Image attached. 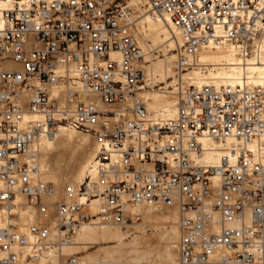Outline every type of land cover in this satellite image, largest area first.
<instances>
[{
  "label": "built area",
  "instance_id": "1",
  "mask_svg": "<svg viewBox=\"0 0 264 264\" xmlns=\"http://www.w3.org/2000/svg\"><path fill=\"white\" fill-rule=\"evenodd\" d=\"M144 16L179 36L172 118L152 116L138 95ZM209 46L261 54L264 0H0V264H37L83 225L126 230L152 203L177 208L178 264H264V148L253 146L264 84L184 81ZM61 127L92 136L96 155L56 201L40 178V141ZM210 144L225 151L216 162ZM25 207L38 217L27 233Z\"/></svg>",
  "mask_w": 264,
  "mask_h": 264
},
{
  "label": "bare ground",
  "instance_id": "2",
  "mask_svg": "<svg viewBox=\"0 0 264 264\" xmlns=\"http://www.w3.org/2000/svg\"><path fill=\"white\" fill-rule=\"evenodd\" d=\"M140 0H132V2H139ZM138 30H139V41L143 49H146V40L151 38L155 45H159L165 50L166 47H169L170 50H175L177 43L179 45V36L175 33L169 22L165 19L160 20H152L149 17H141L138 22ZM136 36L137 28H136ZM237 54L233 48L230 47H204L202 50L198 52L196 55L195 61L197 66L193 67V69H199L198 71L201 74V70H204V66L200 65H209L212 66L211 70H215V72H211L208 76H200L195 71H188L183 74L184 81L193 83L196 86L204 85V84H238L245 80L251 83L256 84H264V51L261 54H257L249 56L247 58H240L241 60H245L241 62L236 57ZM173 57H171L172 59ZM167 60L168 63L162 64L160 62L151 64L146 66L148 68V73L146 72V80L150 82V84H155V78L148 79L150 75L155 76L156 72L161 76L162 79L169 78V74L173 73V65L174 60ZM175 59V56H174ZM145 68V67H144ZM191 72V73H189ZM189 73V74H187ZM187 74V78L185 75ZM143 88L142 90H144ZM139 91L138 95L147 105V108H151L156 113L152 114L149 109L148 111L154 117H163V118H172L176 114L175 103L177 97L175 92L172 90L173 95L168 93H158V92H142ZM175 98V99H174ZM149 105V106H148ZM78 130L61 127L54 134L43 136L40 141V150H41V158H40V178L53 181H59L62 176L71 177L70 185L78 186L80 185L84 179L86 178L88 172L90 171V166L93 163V160L96 155V147L94 150L86 155L83 151V147H85V142L89 139L87 136H81L77 132ZM59 141V142H57ZM77 142V147L71 149L68 145ZM88 142V141H87ZM95 144V143H94ZM253 146H262L264 148V136L257 141V143H253ZM84 145V146H83ZM212 145V149L214 151L207 155V159L210 161L216 162L219 157L224 155V150L219 148L216 144ZM50 153L53 157V166L50 168V165H47L46 158L50 156ZM62 153H67L70 161L66 167H62L59 164L58 158ZM86 171V173H85ZM45 181V180H44ZM76 181L78 184H73ZM50 182V181H47ZM55 185V184H54ZM56 187V185H55ZM63 193L58 192L56 187L55 194L50 197L52 200H62L65 198L64 188H62ZM18 202L24 201L23 196H18ZM158 205L165 207L160 203H152V204H141L137 206L132 213H142L143 217L147 220L158 221L165 226L164 234L167 239L171 240V242L167 245V257L166 264H173L174 259L171 257V253H169L170 249L173 245L179 241L178 232H177V218L179 219V214L176 207H165V208H175L176 213L163 214L159 211ZM178 215V216H177ZM20 227L21 231L24 233L28 232V225L31 222H37L38 217L36 216V211L34 207H25L20 211ZM160 225V224H159ZM127 226L126 231H128ZM120 227L117 225H83L80 229L75 233V240L70 245L65 246L58 253L54 251H50L46 255H49L47 258H41V264H60L62 259L60 260V254L63 253L65 255H70L74 253H80L79 251L74 252L75 247L83 244L86 241H93V243H106V242H114V246H110L106 248L105 254L108 256L111 261H122L125 257L135 260L138 258L137 256H131L132 250H129L128 247L139 243V238H133L130 242L125 243L123 241L124 236ZM141 239V238H140ZM177 250H178V242H177ZM165 248V249H166ZM102 249V248H101ZM166 251V252H167ZM124 257L121 259V257ZM127 257V258H128ZM65 258V257H64ZM67 258V256H66ZM88 258V257H87ZM85 257H80L82 264H92ZM128 258V259H129ZM120 259V260H119ZM126 259V258H125ZM129 259V261H130ZM132 260V261H133ZM61 261V262H60ZM117 261V262H118ZM40 262V261H39ZM91 262V263H90Z\"/></svg>",
  "mask_w": 264,
  "mask_h": 264
},
{
  "label": "rangeland",
  "instance_id": "3",
  "mask_svg": "<svg viewBox=\"0 0 264 264\" xmlns=\"http://www.w3.org/2000/svg\"><path fill=\"white\" fill-rule=\"evenodd\" d=\"M140 20V19H139ZM138 24V23H137ZM137 35L138 38L139 37V30H138V25H137ZM141 44V43H140ZM146 49L145 51L147 52V57H146V62L144 63V67L146 72L148 73V68L146 66L151 65L152 63H162V64H166L168 63L167 60H170L171 57H173L171 60H174V55H175V50H170L169 47H166L165 50H163V48L159 45H155L152 41L151 38H148L146 40ZM178 47V43L176 48ZM236 56V55H235ZM237 57V56H236ZM238 60H240L241 62H244L245 60H241L239 57H237ZM200 66H204V70H201V74L198 72L200 71L199 69H191L190 71H195L197 72L200 76H208L211 72H215V70H211L212 66L209 65H200ZM173 69V67H172ZM189 72V73H191ZM187 73V74H189ZM187 74L185 75V77L187 78ZM172 75L173 73L169 74V78L166 79H162L161 76L156 72L155 76L150 75L149 77L147 76L148 79H153L155 78V84H150V82H148L147 80H145V84H144V90H142V92L148 91V92H158V93H168L170 95H173V87H172ZM175 99V98H174ZM149 106V105H148ZM149 111L152 114H155L156 112L154 110H152L151 108H149ZM79 133V135H83V136H87V138H89L86 142H85V147H83V151L85 152L86 155L90 154L94 148H95V144H94V140L93 137L90 136L88 133L83 132L78 130L77 131ZM59 142V141H57ZM77 142H73L71 144H69L68 146L71 149H74L77 147ZM83 145V146H84ZM59 160V164L64 168L68 165L70 158L68 156L67 153H62L60 155V157L58 158ZM53 157L50 153V156H48V158H46V163L47 165H50V168L53 166ZM86 173V171H85ZM45 181H50L52 183H54L57 187L58 192L63 193L62 188L65 187L66 184H70V181L72 180L71 177H67V176H62L60 178L59 181H53V180H47L45 178H43ZM73 184H78V182L74 181ZM158 209L161 213L163 214H169V213H176V209L175 208H165L162 207L160 205H158ZM178 216V215H177ZM160 224V225H159ZM177 232H178V237H179V231H178V218H177ZM95 226V225H93ZM121 230V228H119ZM124 236L123 241L125 243L130 242L133 238H139V243L134 244L130 247H128L129 250H132L131 252V256L134 257H138L135 260L130 259L128 256L127 257H121V259H123L122 261H111L109 260L108 256L105 254V250L106 248H109L110 246H114L115 243L114 242H106V243H93V241H86L83 244H80L79 246L75 247L74 252L79 251L80 253H74V254H70L65 255L63 253L60 254V260H62V262L60 264H65L66 261L68 260V258L71 255H77L79 257H85L87 258L89 261L92 262V264H166L165 260L167 257V245L169 242H171V240L167 239L164 231H165V226L158 222V221H151V220H147L143 217L142 213H140V220L136 223H132L130 227H128V231H126L125 229L121 230ZM77 235V234H76ZM75 235V236H76ZM75 236L73 237V241L75 240ZM141 238V239H140ZM72 241V243H73ZM178 242V239H177ZM177 242L173 245V247L170 249L169 253H171V257L174 259L173 264H178V259H179V252L177 250ZM71 243V244H72ZM70 244V245H71ZM102 248V249H101ZM166 248V249H165ZM77 250V251H76ZM167 251V252H166ZM49 255L44 256L43 258H47ZM67 256V258H66ZM65 257V258H64ZM42 260V259H41ZM41 260L40 262H38L37 264H41ZM120 260V259H119ZM133 260V261H132ZM118 261V262H117ZM90 262V263H91ZM82 263V262H81Z\"/></svg>",
  "mask_w": 264,
  "mask_h": 264
}]
</instances>
